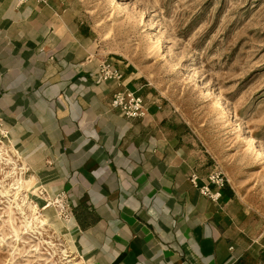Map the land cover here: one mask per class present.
I'll return each mask as SVG.
<instances>
[{
	"label": "crops",
	"instance_id": "1",
	"mask_svg": "<svg viewBox=\"0 0 264 264\" xmlns=\"http://www.w3.org/2000/svg\"><path fill=\"white\" fill-rule=\"evenodd\" d=\"M110 42L83 0H0V129L28 170L67 192L64 230L83 236L78 251L99 264H264L263 211L200 129ZM103 56L119 82L100 78ZM123 89L143 98L144 117L110 106ZM216 168L225 179L209 185L219 192L212 200L190 177L200 186ZM39 195V204L52 198Z\"/></svg>",
	"mask_w": 264,
	"mask_h": 264
},
{
	"label": "rangeland",
	"instance_id": "2",
	"mask_svg": "<svg viewBox=\"0 0 264 264\" xmlns=\"http://www.w3.org/2000/svg\"><path fill=\"white\" fill-rule=\"evenodd\" d=\"M83 2L105 28L111 40L107 50L125 54L169 96L200 129L238 192L264 213V0ZM147 22L150 28H145ZM202 83L225 107L219 106ZM230 114L242 121L254 147L244 142V132L235 129ZM4 135L0 129V142L21 162ZM8 168L0 161V179ZM22 171L24 177L32 175L37 182L43 178L27 167ZM40 182L37 193L52 198L38 203V215L44 216L47 210L55 228L29 229L14 203L0 195V264H69L60 248L78 264L81 256L88 261L91 253L78 251L83 236L71 238L75 230L70 227L71 232H65L61 226L65 219L53 199L58 191ZM26 214L30 219L31 212ZM95 261L88 263L99 264Z\"/></svg>",
	"mask_w": 264,
	"mask_h": 264
},
{
	"label": "bare ground",
	"instance_id": "3",
	"mask_svg": "<svg viewBox=\"0 0 264 264\" xmlns=\"http://www.w3.org/2000/svg\"><path fill=\"white\" fill-rule=\"evenodd\" d=\"M111 1L118 3V0H111ZM150 27L151 25L148 22L145 23V28H150ZM202 84H203V87L207 90V93H209L211 97L218 102L220 107H223L224 104L221 98L215 92L208 91V87L206 83H202ZM228 112L230 113L229 109H228ZM231 116H234V115H231ZM233 119H235V116ZM235 129L243 131L244 132V135H243L244 142L254 147L255 143H254L253 137L244 130V125L241 120L235 119ZM257 155L259 156L262 155V151L260 149L257 150ZM0 161L4 162V164H7L9 166L8 170L6 169L7 171L4 174V178L0 179V182L3 180L9 179L7 183H4V184L0 183L1 185L0 195L2 197H5L7 201L10 202L11 204L14 203L13 208H16L19 211V213L22 215L25 226L29 227V229L32 227H35V228L44 227L46 225L54 227V224L51 225L49 223L48 221L49 218L46 212L44 216L38 215L37 205L41 201V197L37 193L38 188L34 184V180L31 178V176L29 177L23 176L22 170L26 168L25 162L21 160V162L17 163L16 160L13 159L12 156L8 153V149L6 148V145L4 142H0ZM45 200H48V198ZM26 211L31 212L30 219L28 215L26 214ZM68 220H64L65 222H62V226L64 228H67L69 226ZM59 251L62 257L65 259V261L69 262V264H78L76 261L70 258V255L68 254V251L66 249L60 248Z\"/></svg>",
	"mask_w": 264,
	"mask_h": 264
},
{
	"label": "built area",
	"instance_id": "4",
	"mask_svg": "<svg viewBox=\"0 0 264 264\" xmlns=\"http://www.w3.org/2000/svg\"><path fill=\"white\" fill-rule=\"evenodd\" d=\"M26 0H16L17 4H20ZM44 1V0H38ZM97 70L100 78L104 81L114 80L119 82L121 80L120 70L112 64L106 57H101L97 62ZM110 106L120 112L124 117H144L147 114V109L143 98L133 91L128 89L117 90L112 94L110 100ZM225 177L219 168L214 169L207 174L206 182L198 186L196 183V176L192 175L190 181L197 187L200 194L215 200L219 196L218 191H212L210 184L222 185ZM54 206L58 214L65 220L73 217L72 206L68 201L67 192L61 190L53 197Z\"/></svg>",
	"mask_w": 264,
	"mask_h": 264
}]
</instances>
